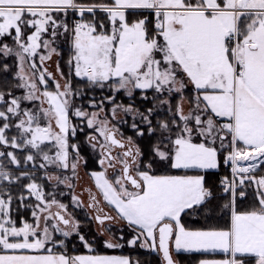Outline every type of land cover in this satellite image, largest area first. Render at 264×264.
Instances as JSON below:
<instances>
[{
    "label": "snow or ice",
    "instance_id": "1",
    "mask_svg": "<svg viewBox=\"0 0 264 264\" xmlns=\"http://www.w3.org/2000/svg\"><path fill=\"white\" fill-rule=\"evenodd\" d=\"M125 247L264 264V0H0V264Z\"/></svg>",
    "mask_w": 264,
    "mask_h": 264
},
{
    "label": "trees",
    "instance_id": "2",
    "mask_svg": "<svg viewBox=\"0 0 264 264\" xmlns=\"http://www.w3.org/2000/svg\"><path fill=\"white\" fill-rule=\"evenodd\" d=\"M11 63V61H9ZM91 170V169H89ZM226 169H221V174H224ZM212 180H215L216 177H212ZM59 198L65 202L70 203V195L65 192V195L59 196ZM75 212V215L77 218L82 222V224L86 225L88 224L87 216L88 212L84 210L83 208L79 209H72ZM94 227V225L92 226ZM109 254H118V255H128L134 260H140L141 264H159V257L156 253L150 252L147 249H141L139 247L137 248H128L125 247L123 249H117V250H109ZM203 258H221L219 254L214 256H202L200 254H186L181 253L177 256V259L180 260V264H197L199 259Z\"/></svg>",
    "mask_w": 264,
    "mask_h": 264
},
{
    "label": "rangeland",
    "instance_id": "3",
    "mask_svg": "<svg viewBox=\"0 0 264 264\" xmlns=\"http://www.w3.org/2000/svg\"><path fill=\"white\" fill-rule=\"evenodd\" d=\"M81 177H82V179L78 181L77 187H76V193L77 194H79L82 191L83 188L88 187L89 184H90V181H89L88 177L84 174L83 171L81 172ZM63 191L68 193L67 189H64ZM83 198L85 200L87 199V194L86 193L84 194ZM83 209L86 210L88 212V214H89V210L87 208H83ZM113 255H118V254H113Z\"/></svg>",
    "mask_w": 264,
    "mask_h": 264
},
{
    "label": "crops",
    "instance_id": "4",
    "mask_svg": "<svg viewBox=\"0 0 264 264\" xmlns=\"http://www.w3.org/2000/svg\"><path fill=\"white\" fill-rule=\"evenodd\" d=\"M215 259H219V258H215Z\"/></svg>",
    "mask_w": 264,
    "mask_h": 264
}]
</instances>
